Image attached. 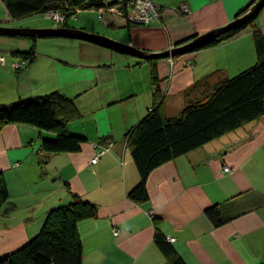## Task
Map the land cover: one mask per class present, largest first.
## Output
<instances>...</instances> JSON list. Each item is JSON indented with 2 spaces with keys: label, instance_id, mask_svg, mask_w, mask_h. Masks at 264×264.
<instances>
[{
  "label": "crops",
  "instance_id": "1",
  "mask_svg": "<svg viewBox=\"0 0 264 264\" xmlns=\"http://www.w3.org/2000/svg\"><path fill=\"white\" fill-rule=\"evenodd\" d=\"M153 1L163 9L160 20L129 29L116 16L119 31L109 36L162 52L229 24L251 2ZM184 3L190 13L181 11ZM23 20L14 19L0 0V26H48ZM255 23L264 33V9ZM81 24V29L111 34L85 20ZM32 37L0 35V55L6 57L0 62V104L60 91L80 111L70 130L87 141L79 152L48 153L42 141L55 139L52 131L25 123L0 130V172L12 203L0 215V257L29 242L49 212L76 194L98 207L95 218L79 223L83 264H171L155 241L157 228L176 238L173 246L187 264H264V115L156 168L148 179L147 200L129 195L140 174L126 135L152 107L156 88L165 95L167 117L178 116L218 81L256 63L251 28L216 46L158 59L157 81L153 63L145 59L79 38ZM34 45L35 60L16 68L15 62L24 59L15 52H28ZM110 144V151L93 164L100 148ZM227 165L232 173L224 171ZM217 206L234 218L215 226L207 210Z\"/></svg>",
  "mask_w": 264,
  "mask_h": 264
},
{
  "label": "trees",
  "instance_id": "2",
  "mask_svg": "<svg viewBox=\"0 0 264 264\" xmlns=\"http://www.w3.org/2000/svg\"><path fill=\"white\" fill-rule=\"evenodd\" d=\"M258 0H251L236 15L235 20L248 12ZM130 0H4L14 19H25L43 15L48 11L61 12L70 25V19L84 10L120 8L127 11ZM79 13V14H78ZM46 17V16H45ZM54 25L58 26L55 20ZM99 19L100 15H99ZM128 19V17H127ZM256 19V18H255ZM255 19L225 32L194 52L216 46L252 29L256 50V63L236 76L224 78L213 85L210 92L200 100L191 101L178 116L167 117L163 109L165 95L158 86L152 107L144 118L127 132L126 138L140 174V180L129 195L136 201L149 198L148 179L151 173L163 164L232 132L264 115V33ZM129 20V19H128ZM232 22V21H231ZM109 25H113L109 23ZM131 25H148L128 22ZM244 27V28H243ZM85 29V28H83ZM39 36H33L37 39ZM46 37V36H44ZM185 40L175 47L185 45L195 38ZM27 64L36 58V45L28 52H15ZM153 63L152 75L157 81V59L145 60ZM80 116L75 102L60 91L20 99L11 104H0V130L13 123H25L52 131L55 139H44L42 150L48 153L79 152L86 137L70 130L69 124ZM104 147V146H103ZM69 204L52 209L41 229L29 242L14 252L0 257V264H83L84 247L79 232V223L95 218L96 204L73 194ZM10 193L5 175L0 172V215L12 209ZM11 205V207H10ZM215 226L233 219L224 215L217 207L207 210ZM155 241L171 264H187L179 255L169 238L157 228Z\"/></svg>",
  "mask_w": 264,
  "mask_h": 264
},
{
  "label": "water",
  "instance_id": "3",
  "mask_svg": "<svg viewBox=\"0 0 264 264\" xmlns=\"http://www.w3.org/2000/svg\"><path fill=\"white\" fill-rule=\"evenodd\" d=\"M264 9V0H258L253 7L246 12L243 16L229 24L213 29L203 35L198 36L191 42L175 47L171 50L163 52H147L127 44L116 39H112L99 33H91L84 29H76L69 27H52V28H19V27H7L0 26V35H12V36H46V37H68L79 38L87 40L105 47L115 49L123 54L136 56L141 59H157L173 57L180 54H185L194 51L195 49L202 47L217 38L221 34L238 28L252 19L258 17L261 11ZM140 24V23H137Z\"/></svg>",
  "mask_w": 264,
  "mask_h": 264
},
{
  "label": "built area",
  "instance_id": "4",
  "mask_svg": "<svg viewBox=\"0 0 264 264\" xmlns=\"http://www.w3.org/2000/svg\"><path fill=\"white\" fill-rule=\"evenodd\" d=\"M188 4L185 3V5L183 4L181 6L182 11H187V13L191 12L190 7H187ZM189 8V9H188ZM126 9H129L126 11V17H128L130 22H136V23H140V24H150L153 23L155 21H157V19L160 18L161 15V6L160 4L154 2L153 0H130V2L128 3V6ZM101 11H105L107 14L108 13H115L118 12L119 14L123 15V10L120 8H109V9H104V8H100ZM103 13L100 14V18L101 20L104 19V16H102ZM46 17L52 18L53 20L56 21V23H59V21L63 22V20H65V16L61 13V12H57V11H48L47 13H45ZM109 16V14H108ZM2 61V63H4L6 61L5 56L0 55V62ZM193 62V61H192ZM191 62V64H193ZM23 63L24 65L27 64L26 60H22V61H17L15 62L14 66L15 67H23ZM111 145V144H110ZM107 146V147H102L100 148L98 154L92 159V163H97L100 156H102L103 154H105L106 152L110 151L111 147ZM224 171L226 173H232L233 169L227 165L224 168ZM151 214L154 215V212L151 211ZM116 234H118V231H116ZM176 238L174 237H170L169 241H175Z\"/></svg>",
  "mask_w": 264,
  "mask_h": 264
},
{
  "label": "rangeland",
  "instance_id": "5",
  "mask_svg": "<svg viewBox=\"0 0 264 264\" xmlns=\"http://www.w3.org/2000/svg\"><path fill=\"white\" fill-rule=\"evenodd\" d=\"M187 4V3H186ZM184 5H185V3H184ZM187 7H189V5L187 6ZM189 9V8H188ZM191 9V8H190ZM127 10H129V9H127ZM85 11V13L83 14H80V15H77V17H75V18H72V19H70V25H72L73 27H78L79 29H81V27H84L82 24H81V21L82 20H85L86 22H88L89 23V25H90V27L91 28H93V29H101V30H103V31H109L108 33H111V34H103V33H99V34H101V35H105V36H107V37H110V38H112L111 36H109V35H115L114 33L116 32V31H119V30H117L115 27H117V22L118 21H120L121 19L122 20H125V21H127V22H129V20L127 19V17H126V10H124L123 11V15H121V14H119L118 12H115V13H108L109 14V16H108V14L104 11H101L100 9H98V11H96L95 9H89V10H84ZM181 11H182V9H181ZM100 15L101 13H103V15L102 16H104V19L103 20H100L99 19V17H98V14ZM183 13H185V14H187V11L185 12V11H183ZM79 14V13H78ZM162 15V14H161ZM161 15H160V18H161ZM116 16H118V17H120L121 19L119 20V19H116ZM160 18L159 19H157V21L158 20H160ZM65 19H66V17H65ZM26 20H32V22L33 23H35V24H38V25H48V26H45L46 28H52V27H56V26H54V21H52L51 19H47L45 16H43V15H34V16H31V17H27V18H25V20H23V21H26ZM113 20V22H114V25H109L108 23H112L111 21ZM65 21L66 20H63V22H61V21H59V23H58V26H61V27H64L63 25H64V23H65ZM106 22V23H105ZM115 24H116V26H115ZM73 27H69V28H73ZM87 31H89V30H87ZM89 32H91V33H98V32H92V31H89ZM119 34V33H118ZM17 36V35H16ZM59 38H57V40H58ZM112 39H114V38H112ZM42 40V39H41ZM50 40H56V39H50ZM68 40V39H67ZM119 41V40H118ZM122 42V41H121ZM173 48H175V46H173L172 48H170L169 50H171V49H173ZM144 51H146V50H144ZM167 51V50H166ZM148 52V51H147ZM163 52V51H162ZM192 52H194V51H192ZM181 55H184V54H180L179 56H181ZM178 56V55H177ZM174 57V56H173ZM173 57H166L165 59H168V58H170V59H172L173 60ZM129 58H134V57H129ZM5 59H6V57H5ZM158 59H162V58H157V60ZM27 61V60H26ZM193 61V62H192ZM2 62V61H1ZM191 62L194 64V60H190L189 61V65L190 66H192L193 64H191ZM5 63V62H4ZM27 65V64H26ZM26 65H24V63H23V67H25ZM23 67H16V68H18V69H21V68H23ZM112 146V144L110 145V147Z\"/></svg>",
  "mask_w": 264,
  "mask_h": 264
},
{
  "label": "bare ground",
  "instance_id": "6",
  "mask_svg": "<svg viewBox=\"0 0 264 264\" xmlns=\"http://www.w3.org/2000/svg\"><path fill=\"white\" fill-rule=\"evenodd\" d=\"M253 1V0H252ZM250 4V3H249ZM163 11V9H161ZM240 28V27H239ZM244 28V27H243ZM229 32V31H228ZM179 43V42H178Z\"/></svg>",
  "mask_w": 264,
  "mask_h": 264
}]
</instances>
